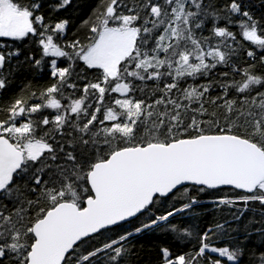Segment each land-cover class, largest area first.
Returning a JSON list of instances; mask_svg holds the SVG:
<instances>
[{
	"label": "trees",
	"instance_id": "obj_1",
	"mask_svg": "<svg viewBox=\"0 0 264 264\" xmlns=\"http://www.w3.org/2000/svg\"><path fill=\"white\" fill-rule=\"evenodd\" d=\"M11 2L29 13L30 30L0 37V136L25 162L0 195V264H27L33 226L61 202L83 208L88 173L115 151L229 134L264 152V0ZM107 17L135 33L113 76L82 59ZM32 144L44 146L36 158ZM208 247L228 248L236 262ZM167 256L263 264L264 189L181 188L82 241L64 264H166Z\"/></svg>",
	"mask_w": 264,
	"mask_h": 264
},
{
	"label": "water",
	"instance_id": "obj_2",
	"mask_svg": "<svg viewBox=\"0 0 264 264\" xmlns=\"http://www.w3.org/2000/svg\"><path fill=\"white\" fill-rule=\"evenodd\" d=\"M24 162L25 153L0 136V195ZM87 181L92 197L83 208L61 202L33 226L27 264H64L82 241L131 222L156 198L184 187L251 195L264 182V152L237 136L202 135L115 151L93 166Z\"/></svg>",
	"mask_w": 264,
	"mask_h": 264
},
{
	"label": "rangeland",
	"instance_id": "obj_3",
	"mask_svg": "<svg viewBox=\"0 0 264 264\" xmlns=\"http://www.w3.org/2000/svg\"><path fill=\"white\" fill-rule=\"evenodd\" d=\"M112 13L113 10L110 9L108 15ZM108 22L109 17L104 20L101 27L97 30L95 42L82 53V59L90 66L102 68L108 76H113L117 71L119 61L127 56L133 48L135 33L126 21L121 23L118 27H110ZM64 29L65 24H62L60 30ZM29 30V13L26 10L17 8L12 4L11 0H0V37L19 38ZM250 33L252 32H249V34ZM48 47L52 48L51 43H48ZM183 59L184 62L181 69L187 71L185 69L187 57L184 56ZM141 66L145 67L146 64L142 63ZM54 70L56 71V66H54ZM53 106L58 107V104L53 102ZM25 129L26 126H22V129H13L12 131L18 133ZM43 149V145L32 144L28 150V155L29 157L36 158L41 154ZM260 188L264 189V182L261 184ZM204 251H209L230 262H236L235 257L228 248L208 247L203 248L202 252ZM166 264H186V259L181 257L176 260H170L167 256Z\"/></svg>",
	"mask_w": 264,
	"mask_h": 264
},
{
	"label": "bare ground",
	"instance_id": "obj_4",
	"mask_svg": "<svg viewBox=\"0 0 264 264\" xmlns=\"http://www.w3.org/2000/svg\"><path fill=\"white\" fill-rule=\"evenodd\" d=\"M261 186V185H260Z\"/></svg>",
	"mask_w": 264,
	"mask_h": 264
}]
</instances>
